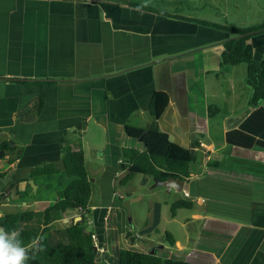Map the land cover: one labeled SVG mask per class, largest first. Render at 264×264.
<instances>
[{"label": "crops", "instance_id": "crops-1", "mask_svg": "<svg viewBox=\"0 0 264 264\" xmlns=\"http://www.w3.org/2000/svg\"><path fill=\"white\" fill-rule=\"evenodd\" d=\"M243 1L254 6H243ZM128 2L135 1L0 0V143L8 145L0 150V172L7 173L0 180V207L41 211L50 204L53 197L43 195V185L27 174L45 162L62 169L66 140L73 149L83 150L86 164L87 151L101 161L91 175L87 170L90 178L94 173L92 188L97 189L84 214L95 224L97 248L105 251L107 212L118 197L124 200L114 185L121 149L137 147L126 126L144 129L151 95L163 90L169 104L160 126L176 143L190 148L193 158L188 194L177 190V200L187 198L194 203L189 209L199 207L191 215L206 232L183 260L264 264V106L247 105L244 64L220 66L222 43L231 35L183 18L136 10ZM205 3L215 10L214 16L207 15L211 19L177 10L168 13L242 28L264 23V0H236L234 20L225 10V19H218L222 15L217 1ZM249 42L254 57L264 58V28L253 32ZM236 77L242 81L236 93L222 85L223 93L209 96L212 80L224 84L229 78L233 85ZM209 105L217 111L209 114ZM90 133H98L99 139H92L94 148L89 145L88 150L83 142ZM214 162L219 170L208 167ZM226 171L239 174L223 176ZM29 179L40 196L31 197V187L20 200ZM80 218V210H66L45 232L61 240L65 228ZM127 237L138 250L171 253L164 246L146 251L135 235L124 233ZM169 244L180 247L179 242Z\"/></svg>", "mask_w": 264, "mask_h": 264}, {"label": "trees", "instance_id": "trees-1", "mask_svg": "<svg viewBox=\"0 0 264 264\" xmlns=\"http://www.w3.org/2000/svg\"><path fill=\"white\" fill-rule=\"evenodd\" d=\"M127 5L136 10L179 17L228 32L232 37L222 43L220 66L244 64L246 66L244 82L249 88L247 105L250 107L264 106V58L254 57L253 48L249 42L252 33L264 28V23L242 28L228 23L218 24L193 17L171 15L166 10L139 2H128ZM241 34L244 35L237 36ZM168 104L169 94L166 91H153L149 102L152 121L148 132L141 139V142L145 143V149L143 147L139 149L136 146L121 149L118 164L120 175L117 177L119 185H125L135 174L146 175L157 180L173 177L185 181L193 174V158L190 148L170 141L168 133L160 126V118ZM215 111H217L215 106H208L209 114ZM142 131L143 128L126 126V133L132 138H136ZM6 147H8L6 143H0L2 152ZM61 161L62 169L56 168L54 163L45 162L31 168L27 174L29 178L35 180V183L39 182L43 185L46 190L51 189V185L54 186L55 195L45 209L41 211L26 209L0 217V229L6 232L16 231L23 244L27 246L29 257L27 264H199L161 256L156 252L151 254L134 247L118 249L116 256L108 259L105 251H98V248H94V232L87 230L85 225L84 213H87L89 207L93 183L86 169L84 152L82 149H73L65 140L61 148ZM208 167L218 169L219 165L214 162L209 163ZM226 172L220 173L223 176L239 174L233 171ZM6 174L5 171L0 172V180ZM26 188L27 192L21 195L20 200L25 199L30 193V184H27ZM39 196L40 191L37 190L31 197L39 198ZM118 200L122 202L123 198L118 197ZM193 204V201L187 198L176 200L171 204L172 214L175 215V209L191 208ZM116 205L117 202L113 204L115 207ZM70 209L80 210L81 218L65 228L63 239L52 240L45 232L46 227ZM33 240L37 241L35 247L31 243ZM169 242L174 244L172 238H169Z\"/></svg>", "mask_w": 264, "mask_h": 264}, {"label": "rangeland", "instance_id": "rangeland-1", "mask_svg": "<svg viewBox=\"0 0 264 264\" xmlns=\"http://www.w3.org/2000/svg\"><path fill=\"white\" fill-rule=\"evenodd\" d=\"M132 1L157 7L166 10L167 12L168 10L171 12H173V10H177L175 12L184 15L200 16V18L211 19V17H207V15L209 13L213 16L215 15V10L205 7L206 0ZM214 1H217L216 4L221 6L220 9H218L220 10V14H218V16L222 15L218 18L219 20L225 19V16L223 15L224 12H226L227 17L230 19H236V15H238L236 12V8L238 7L234 4L236 0ZM241 3L243 6H254L253 2L246 3L243 1ZM175 6L176 9H174ZM215 57L217 59V55ZM234 74L236 76V72ZM211 79L213 78H210L209 81H211ZM232 79L233 85H231L229 78L224 84L223 80H212V88H210V84H208L209 96H213L214 93H223V87L221 88L222 85H224L226 90L231 92L233 90V92H235L237 87L236 85L240 86L242 81L240 82L237 77L236 79ZM216 88V91L210 93V91L215 90ZM97 135L98 133H90V135L85 138L83 146H85L88 150H90V146L93 149L92 139H99V136ZM103 141L104 139H101V143H103ZM94 155V152L91 153L90 151H87L88 162L86 165L88 166L87 170L90 175L92 173V169L98 168L101 163V161H99ZM114 185L117 192L124 197V200L128 197L130 202L128 209L123 202L124 200L122 202L117 201L116 207L112 206L110 213L107 212L109 219L107 220L108 229L105 235V253L108 255V259L116 256L118 249L127 248L129 246L133 247V243H131L129 237H127L128 240L124 239V233L127 232L135 235L137 237V242L139 244L141 243L142 246L145 247L146 251H148V249L150 251L154 248L160 250V248L164 246V250L167 252L170 251L171 253L161 254L160 251H157V254L162 256L169 255L170 257L175 256V258L181 259L189 257L193 253L196 243L199 242L200 236H205L206 232H201L202 222L194 219L191 215L192 212L196 211L199 207H193L192 209L178 208L175 209V215L172 214L171 204L177 200L179 196L176 189L170 188L168 190L162 185H155L154 180L151 177L142 174H135L134 177L123 186L119 185L117 181ZM94 187L97 189L96 185H94ZM94 187L92 188L93 192L95 190ZM50 188L51 189L47 190L43 189V195L47 194L54 197V186L51 185ZM43 203L47 204L49 202ZM15 209V207L8 206L0 207L1 214L3 215L12 212ZM85 225L87 230H95V224L93 222L90 223L88 219L85 220ZM169 238H172L175 242H179L180 247L170 245L168 242ZM94 241L96 242L95 245L99 244L97 236L94 237ZM98 251H101V249L98 248Z\"/></svg>", "mask_w": 264, "mask_h": 264}, {"label": "clouds", "instance_id": "clouds-1", "mask_svg": "<svg viewBox=\"0 0 264 264\" xmlns=\"http://www.w3.org/2000/svg\"><path fill=\"white\" fill-rule=\"evenodd\" d=\"M32 246L37 245L33 240ZM27 246H25L16 231L6 232L0 229V264H27Z\"/></svg>", "mask_w": 264, "mask_h": 264}, {"label": "water", "instance_id": "water-1", "mask_svg": "<svg viewBox=\"0 0 264 264\" xmlns=\"http://www.w3.org/2000/svg\"><path fill=\"white\" fill-rule=\"evenodd\" d=\"M243 35L244 34L237 35V36H243ZM231 37H229V38H231ZM228 39H226V40H228ZM145 116H146V120H147L146 127L143 129V131L136 138H134L137 141V148H139V149H141L142 147H143V149H145V143H142L141 139L144 136V134H146L148 132L149 125L152 121V115H151V112L149 109L145 111ZM168 139L170 141H174L173 135L168 134ZM153 180H154L155 185H162V186L166 187L168 190L170 188H174L178 191H182L185 194H188V185H189L188 180L185 181V180H182L179 178H173V177H169L165 180H157V179L153 178ZM29 183H30V185L33 188V191L35 193L37 185L34 183V181L32 179H29ZM123 202L126 205V207L129 209L130 199L129 198L125 199ZM94 248L97 249V246L95 245ZM149 253L153 254L154 251H150Z\"/></svg>", "mask_w": 264, "mask_h": 264}, {"label": "built area", "instance_id": "built-area-1", "mask_svg": "<svg viewBox=\"0 0 264 264\" xmlns=\"http://www.w3.org/2000/svg\"><path fill=\"white\" fill-rule=\"evenodd\" d=\"M89 222L91 223L92 221H91V220H89Z\"/></svg>", "mask_w": 264, "mask_h": 264}]
</instances>
